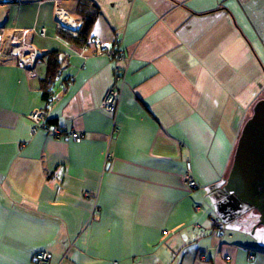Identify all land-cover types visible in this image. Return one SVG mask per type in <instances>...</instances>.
<instances>
[{
    "label": "crops",
    "instance_id": "crops-1",
    "mask_svg": "<svg viewBox=\"0 0 264 264\" xmlns=\"http://www.w3.org/2000/svg\"><path fill=\"white\" fill-rule=\"evenodd\" d=\"M263 98L264 0H0V264H264L224 189Z\"/></svg>",
    "mask_w": 264,
    "mask_h": 264
},
{
    "label": "water",
    "instance_id": "water-1",
    "mask_svg": "<svg viewBox=\"0 0 264 264\" xmlns=\"http://www.w3.org/2000/svg\"><path fill=\"white\" fill-rule=\"evenodd\" d=\"M224 189L239 204L257 210L264 225V98L254 104L242 129Z\"/></svg>",
    "mask_w": 264,
    "mask_h": 264
},
{
    "label": "built area",
    "instance_id": "built-area-1",
    "mask_svg": "<svg viewBox=\"0 0 264 264\" xmlns=\"http://www.w3.org/2000/svg\"><path fill=\"white\" fill-rule=\"evenodd\" d=\"M60 12H61V9L58 11V15L60 18H62V15H64V13L61 14ZM93 43L95 46V54L96 55L112 57V58L117 59V60H120L122 58V55H123L122 47L118 41H115L114 43H112L111 41H104L101 39H93ZM38 55H39L38 52L30 53L26 57V61H24V63L33 62L38 57ZM122 75H123L122 67L117 66L115 69L116 79L120 80V78H122ZM121 91H122V85L115 82L114 85L107 90V92H106V94L102 100L101 108L105 109L108 112H115L117 109V105L119 102ZM31 118L34 121V127L32 128L33 133L37 132L39 128H42V129H44L48 132H52L58 136L65 134L62 131V129H60L59 127H56V126L52 127L51 125L48 124L47 113H45V111L42 109L33 112L31 114ZM83 134L84 133L77 132L75 130H70L66 133V135L68 137L73 138L77 142H80L82 140ZM187 169H189V170L191 169V162H187ZM187 184L191 187L197 186V182L193 178L192 175L190 177H188ZM252 258H254V256H252ZM227 259H229V258L227 257ZM35 261L38 264H49L50 263V255L46 251H40V252L36 253Z\"/></svg>",
    "mask_w": 264,
    "mask_h": 264
},
{
    "label": "trees",
    "instance_id": "trees-1",
    "mask_svg": "<svg viewBox=\"0 0 264 264\" xmlns=\"http://www.w3.org/2000/svg\"><path fill=\"white\" fill-rule=\"evenodd\" d=\"M78 41H80V42H82V43H84L85 45H86V43L88 42V39L87 38H85V37H83L80 33H79V35H78V39H77ZM55 73V71L54 70H50V73H49V76H48V81L50 82L51 81V79L53 78V76L55 75L54 74ZM52 91L53 90H51V91H46L45 93H44V97H45V99L47 100V102H48V105L47 106H49V103L51 102V100L53 99V97H52V95H51V93H52ZM236 203H238V201H236ZM238 205H240L241 206V208H242V212L241 213H243V209L244 208H246V206L245 205H243V204H239L238 203ZM246 209H248V210H250L251 208H246ZM240 213V214H241ZM224 225V221H223V219L221 218V221H219V222H217L216 223V226L217 227H219L220 228V230L222 231V233H223V229H225V225Z\"/></svg>",
    "mask_w": 264,
    "mask_h": 264
},
{
    "label": "rangeland",
    "instance_id": "rangeland-1",
    "mask_svg": "<svg viewBox=\"0 0 264 264\" xmlns=\"http://www.w3.org/2000/svg\"><path fill=\"white\" fill-rule=\"evenodd\" d=\"M257 101H258V100H257ZM257 101H256V102H257ZM186 166H187V164H186ZM188 171H189V169H188ZM190 176H191V175H190V171H189V172H188V177H190ZM187 179H188V178H187ZM250 211H251V210L247 211V212L249 213V214L247 213V214H248V217H249V216H252V215H253V217H254V216H257V213L255 214V212L253 211V212H251V214H250ZM263 230H264V225H261V226H260V229L257 230L258 233H257L256 235H262V236L264 237V231H263ZM254 232H255V231H254Z\"/></svg>",
    "mask_w": 264,
    "mask_h": 264
}]
</instances>
